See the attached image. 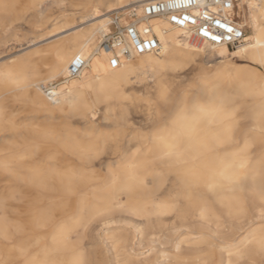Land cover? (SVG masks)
<instances>
[{
  "label": "bare ground",
  "instance_id": "6f19581e",
  "mask_svg": "<svg viewBox=\"0 0 264 264\" xmlns=\"http://www.w3.org/2000/svg\"><path fill=\"white\" fill-rule=\"evenodd\" d=\"M22 1L6 0L17 7L0 8L4 29L23 19L26 12H31L30 28H38L48 20L44 16L47 4L63 2ZM78 1L84 10H92L83 21L86 27L77 28L73 24L76 13H71L49 35L28 41L19 47L18 55L0 66V238L9 241L4 246L0 243V259L11 258L18 264L34 259L55 264H73L76 259L85 264L112 260L114 264H149V257L139 259L132 252L135 233L140 243L146 236H155V229L161 232L186 221L198 226L200 239L190 244V257L198 264H258L261 256L256 242L264 236L259 191L264 172V119L259 113L264 97L258 92L264 79L258 72L252 75L250 64L235 70L227 60L246 56L257 63L264 54V48L257 45L264 29V0H249L251 34L245 33L234 50L225 45L191 44L182 29L154 17L149 23L160 40L158 53L136 55L113 69L108 66L110 54L96 45L97 34L108 30L113 11L131 6L126 13L122 11L125 21L146 0ZM242 2L236 0V7ZM233 17L236 22L241 17L237 8ZM56 35L61 36L39 46ZM203 52L208 55L205 62L214 61L212 76L217 80L205 79L200 102L222 105V111L214 118H203L191 136L185 128L191 113L182 119L177 107L166 128L136 144L119 139L120 152H114V140L122 129L112 115L117 108L122 118L125 101H132L126 92L135 77L131 75L137 69L149 71L152 83L146 93L159 100L166 88L174 98L166 72L195 63ZM77 54L89 57L86 67L69 84H60L56 101L45 100L38 84L64 77ZM14 91L30 108L29 118L22 122L3 111L4 96ZM101 103L105 113L97 121ZM147 108L150 123L160 118L159 110ZM68 116L79 123V131ZM110 132L115 134L107 141ZM8 212L9 220L5 218ZM123 214L138 220L132 234L108 228ZM232 220L247 225L239 239L223 232L224 222ZM94 229L103 235L91 234ZM168 244L169 249L178 247L175 238ZM160 264H180L178 253L163 255Z\"/></svg>",
  "mask_w": 264,
  "mask_h": 264
},
{
  "label": "rangeland",
  "instance_id": "374dc122",
  "mask_svg": "<svg viewBox=\"0 0 264 264\" xmlns=\"http://www.w3.org/2000/svg\"><path fill=\"white\" fill-rule=\"evenodd\" d=\"M20 2L23 1L20 0ZM237 2H239V0H237ZM248 4H249V0H243L240 6L237 7V11H239L241 15L240 18H237V22L245 27L244 29L246 34H251V29L247 27L248 18L250 16V7ZM130 7L127 8L126 11H123V9H121L120 11L126 13L130 9ZM91 12L92 10L89 8L84 10L83 5L79 4L78 0H63L62 3L51 2L47 4L46 10L44 12V16H46L48 20L45 24H43L38 28H34V29L30 28L29 24L27 23V21L31 18V12H26L24 14L23 19L15 20L13 24L10 26V28L7 30L0 25V66H4L5 64H7V61L9 60L10 57L18 55L19 47L25 46L26 44H28V41L30 40L37 41L40 38L49 35L50 31L56 28L57 26H59V24L62 23L68 15H71V13H76L74 15L75 19L73 24L76 26L78 25L77 28H79L85 26L83 21L90 18L89 15L91 14ZM258 22L260 26L262 24V21L259 20ZM67 32L69 31H66L65 33ZM61 35H56L44 41H40L41 43L39 46H43L46 42L48 43V41ZM96 42H97L96 45L98 46V42H99L98 34H97ZM230 50H234V48L233 49L230 48ZM206 53L207 52H203L197 56L198 62L196 61L195 63L194 62L186 63L176 67L173 70H168L166 72V75L172 82L171 84L173 91L171 94L173 96H175L176 93L182 89V87H187L185 81L189 78V76L197 75V73L192 72V69L196 68L199 70L197 66L199 64H202L205 68L210 70L211 74L207 76L206 79L207 81L211 82L217 80L212 76L214 69H216V66L214 65L215 63L214 61L205 62L208 56ZM227 62L229 63L231 68L235 70L237 68H241L250 64L251 66H253L252 69H255L256 72L264 73V67H261L258 63L251 61L246 56H242V57L231 56L227 60ZM131 76H135V77L131 79L130 85L127 88L126 92L131 96L132 101L135 102L137 107L134 106L133 104L134 102L126 100L125 101L126 113L123 115V117L120 118L119 110L117 108L114 110L115 115L112 116L113 119L116 121L115 125L121 127L122 129L121 132H119L118 140L120 139L121 141H124L129 144H136L142 142L144 139H147L154 131H158L160 129L166 128L168 125V118L170 116H168L166 120L161 117L155 118V120L157 121L154 120L153 122L150 123V121L147 119V116H145L147 115V112H149L147 108L148 105L152 107L150 112H155L156 110L162 112V109H160L159 107V103H158L159 100H156L155 97L146 93V89H145L146 86L152 83L150 72L144 69H137V71L133 73ZM75 79L76 78L70 79L68 83H62V84H69ZM54 80L56 81L62 80V75L56 77ZM256 81L258 84H260L259 78ZM205 85L206 83L204 82L202 86L203 90L205 88ZM41 96L44 98L42 94ZM4 97H5L4 98L5 106L3 108V111L6 113V115L11 116L13 119H15L18 122H22L25 120V118L27 119L29 118L30 108L26 104V102H24L20 97H17V92L14 91L8 93ZM104 111H105L104 104L103 103L99 104L96 113V116L98 118L97 121L98 120L101 121L102 115L105 113ZM68 120L74 126V128H76L78 131L80 130L79 128L81 126L74 117L68 116ZM115 125L113 124L111 127ZM19 127L20 129H23L24 124L19 125ZM111 134L112 136L108 138L107 141H111L113 139V135L115 133L110 132V135ZM2 214L3 211L0 210V216ZM9 214L10 212H8V214L6 213L7 216H5V218L7 220L10 219L11 215ZM117 220L118 221H115L108 225L110 231L120 230L122 232L132 234L133 228L138 223L137 222L138 220H136L134 217L128 214H123ZM241 225L242 224L237 223L235 220L225 221L224 222L225 229L223 228V232L228 235L231 234L232 237L235 235V237L239 239L243 235V229L247 226L246 225L245 227H242ZM168 226L166 227L167 229L165 228V230L161 232L159 231V229H155L154 230V232L156 233L155 236L153 237L146 236L142 239L140 243H138V239H137L139 237V234L135 233V237L132 238V244H131V246L133 247L132 252H135L134 255L139 259H142L144 257H149L148 258L149 264H160L163 255L178 253L180 264H185V262H191V264H198L196 259H192L190 257L191 249H192L191 245L200 239L199 234L196 232V230L198 229L197 224L185 221V222H176L174 225H168ZM95 232H97L96 234L103 235V231L96 229H94L91 232V234H95ZM239 233L241 234L240 236ZM172 238H175V243L179 247L180 251H177V247L175 249L171 248L172 250L169 249L170 246L168 244V241L169 239ZM0 239H1L0 243L2 244V245L0 244L1 246H4L5 244L9 243L8 240H5L3 238ZM108 254L111 255L110 253ZM109 259L112 260L111 256H109ZM111 262L112 264H114L113 260L109 261V264H111Z\"/></svg>",
  "mask_w": 264,
  "mask_h": 264
},
{
  "label": "built area",
  "instance_id": "2783aa9c",
  "mask_svg": "<svg viewBox=\"0 0 264 264\" xmlns=\"http://www.w3.org/2000/svg\"><path fill=\"white\" fill-rule=\"evenodd\" d=\"M236 8V0H146L139 12L132 9L125 21L121 11H113L109 16L108 30L99 36L98 47L110 54L108 66L112 69L136 55L158 53L160 40L149 20L162 17L169 25L182 29L184 38L191 44L225 45L233 49L245 37V29L233 17ZM213 37L220 39L214 40ZM88 60L89 57L77 54L62 80L40 82L38 89L44 98L56 101L60 84L78 77Z\"/></svg>",
  "mask_w": 264,
  "mask_h": 264
},
{
  "label": "snow or ice",
  "instance_id": "6c2138e0",
  "mask_svg": "<svg viewBox=\"0 0 264 264\" xmlns=\"http://www.w3.org/2000/svg\"><path fill=\"white\" fill-rule=\"evenodd\" d=\"M17 5L9 4L6 2V0H0V8L4 9L5 11H8L9 9H15ZM229 32L232 31L231 28L228 29ZM261 36L257 39V45L260 48H264V29H261ZM207 34V33H205ZM214 40L220 39V37H213ZM239 54V53H237ZM112 63H116V61H112ZM257 63L264 67V54L260 56ZM253 76L257 75L255 69L249 70ZM193 73H197V75L189 76V78L185 81L187 84V87H182L181 90H179L175 97L173 98L168 89H163L160 93L159 98V107L162 109V112L157 113L156 115L167 119V117L171 114L175 108H180V114L181 118H185V114L191 113V120L185 125L186 131L189 135L195 136L197 131V125L203 118H214L218 113L222 111V105H215L212 102L208 103H201L200 102V96L203 91V83L208 75H210V70L207 69H192ZM10 75V74H9ZM260 77L264 79V73H259ZM258 95L261 97H264V84H262L259 88ZM182 105V107H181ZM261 119H264V104L261 106V112L259 113ZM143 127V125H142ZM261 131H264V129H261ZM113 151L116 153L120 152V144L118 139L114 140V148ZM168 155H171V153H168ZM243 167V165H241ZM256 177H253V183L255 184ZM244 190V185H240V191ZM259 191H260V200L262 205H264V172L260 174L259 179ZM204 215V212H201V216ZM260 215L261 218L264 219V207L260 209ZM257 248L259 251V254L261 256V259L259 260L258 264H264V236H262L257 242ZM177 251H180L179 247H177ZM231 255V253H230ZM0 264H18V261L13 260L11 258L9 259H0ZM30 264H55V262H50L47 259L44 260H33L30 262ZM73 264H85V262L81 259H76ZM185 264H191V262H185ZM229 264H232L230 261ZM237 264H239V261H237ZM256 264V262H254Z\"/></svg>",
  "mask_w": 264,
  "mask_h": 264
}]
</instances>
